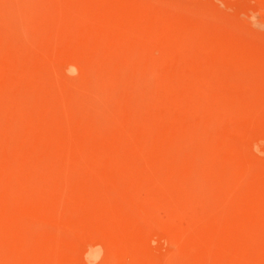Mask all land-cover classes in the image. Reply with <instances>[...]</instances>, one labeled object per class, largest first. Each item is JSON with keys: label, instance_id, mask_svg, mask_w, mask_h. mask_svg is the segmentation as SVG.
Here are the masks:
<instances>
[{"label": "rangeland", "instance_id": "374dc122", "mask_svg": "<svg viewBox=\"0 0 264 264\" xmlns=\"http://www.w3.org/2000/svg\"><path fill=\"white\" fill-rule=\"evenodd\" d=\"M0 264H264V0H0Z\"/></svg>", "mask_w": 264, "mask_h": 264}]
</instances>
